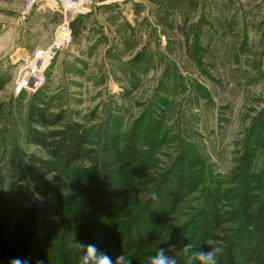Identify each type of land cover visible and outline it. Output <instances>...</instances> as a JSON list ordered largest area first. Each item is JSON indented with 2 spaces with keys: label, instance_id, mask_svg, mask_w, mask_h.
<instances>
[{
  "label": "rangeland",
  "instance_id": "374dc122",
  "mask_svg": "<svg viewBox=\"0 0 264 264\" xmlns=\"http://www.w3.org/2000/svg\"><path fill=\"white\" fill-rule=\"evenodd\" d=\"M55 1L61 11L43 13L49 0L29 12L27 0H0V174L15 154L47 158L33 134L80 124L92 155L79 167L99 168L107 143L147 140L150 176L185 156L197 178L176 224L214 188L234 217L244 190L264 181V0H200L169 14L157 0H87L76 14ZM78 16V35L42 70L43 88L18 92L35 54ZM33 108L52 125L32 120Z\"/></svg>",
  "mask_w": 264,
  "mask_h": 264
},
{
  "label": "trees",
  "instance_id": "16d2710c",
  "mask_svg": "<svg viewBox=\"0 0 264 264\" xmlns=\"http://www.w3.org/2000/svg\"><path fill=\"white\" fill-rule=\"evenodd\" d=\"M199 2L157 0L166 6V14L173 7L196 8ZM80 24L79 16L71 23L73 37ZM31 119L53 123L35 108ZM29 139L47 158L15 154L7 176L0 174V264L14 257L29 258L31 264H75L73 237L96 244L113 259L124 254L132 264H144L157 247L170 245L174 247L167 254L189 264L182 252L185 244H192L193 252L220 246L218 264H264V181L259 190H244L234 217L222 212V188H214L189 222L176 224L182 203L197 188L185 156L153 177L148 173L153 152L147 140L143 147L138 139L124 147L107 143L99 168L91 169L78 166L92 155L80 124ZM191 264L199 261L192 257Z\"/></svg>",
  "mask_w": 264,
  "mask_h": 264
},
{
  "label": "clouds",
  "instance_id": "9594fccd",
  "mask_svg": "<svg viewBox=\"0 0 264 264\" xmlns=\"http://www.w3.org/2000/svg\"><path fill=\"white\" fill-rule=\"evenodd\" d=\"M155 198V194H153ZM74 248L76 250L75 264H132L126 255L119 254L113 259L107 252L100 250L94 243H86L84 241L77 240L73 237ZM167 240L161 241L166 243ZM174 247L170 245L167 249L164 247H157L155 254L150 255L144 261V264H179V260L175 255H169L168 249ZM192 244H185L182 248L183 254L188 258L189 264H191L192 257H195L199 261V264H218V256L222 253L220 246L208 249L192 251ZM8 264H31L29 258L14 257ZM37 264H44L43 260L37 261Z\"/></svg>",
  "mask_w": 264,
  "mask_h": 264
},
{
  "label": "built area",
  "instance_id": "2783aa9c",
  "mask_svg": "<svg viewBox=\"0 0 264 264\" xmlns=\"http://www.w3.org/2000/svg\"><path fill=\"white\" fill-rule=\"evenodd\" d=\"M38 0H27L26 11H31ZM63 10L66 13L76 14L80 8L87 3V0H59ZM71 26L70 22L65 20L59 27L55 35V41L52 49L44 52L40 51L35 54L34 64L31 66L30 77L18 85L17 91L35 92L42 89L46 84V78L42 75L45 65L54 58L53 49L61 51L66 49L71 43Z\"/></svg>",
  "mask_w": 264,
  "mask_h": 264
},
{
  "label": "crops",
  "instance_id": "0c3cea01",
  "mask_svg": "<svg viewBox=\"0 0 264 264\" xmlns=\"http://www.w3.org/2000/svg\"><path fill=\"white\" fill-rule=\"evenodd\" d=\"M94 1V0H91ZM96 1V0H95ZM109 1V0H107ZM42 6L39 8V11H42L43 13L45 12H52L56 13L57 11H61L59 8V3L55 0H49V2H46L44 4H41Z\"/></svg>",
  "mask_w": 264,
  "mask_h": 264
},
{
  "label": "bare ground",
  "instance_id": "6f19581e",
  "mask_svg": "<svg viewBox=\"0 0 264 264\" xmlns=\"http://www.w3.org/2000/svg\"><path fill=\"white\" fill-rule=\"evenodd\" d=\"M30 77V72H27V76H26V79H28ZM25 79V80H26Z\"/></svg>",
  "mask_w": 264,
  "mask_h": 264
},
{
  "label": "water",
  "instance_id": "95a60500",
  "mask_svg": "<svg viewBox=\"0 0 264 264\" xmlns=\"http://www.w3.org/2000/svg\"><path fill=\"white\" fill-rule=\"evenodd\" d=\"M52 51H53V53H57L58 52L56 49H53Z\"/></svg>",
  "mask_w": 264,
  "mask_h": 264
}]
</instances>
